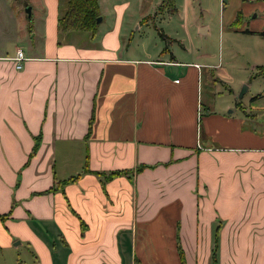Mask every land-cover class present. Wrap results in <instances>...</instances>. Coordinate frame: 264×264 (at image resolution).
Masks as SVG:
<instances>
[{"label": "crops", "instance_id": "obj_1", "mask_svg": "<svg viewBox=\"0 0 264 264\" xmlns=\"http://www.w3.org/2000/svg\"><path fill=\"white\" fill-rule=\"evenodd\" d=\"M65 2L0 0V264H264V119L169 29L202 1L97 0L91 35Z\"/></svg>", "mask_w": 264, "mask_h": 264}, {"label": "rangeland", "instance_id": "obj_2", "mask_svg": "<svg viewBox=\"0 0 264 264\" xmlns=\"http://www.w3.org/2000/svg\"><path fill=\"white\" fill-rule=\"evenodd\" d=\"M110 1L103 0L105 5ZM201 1L202 4L194 2L193 10L189 8L187 14L182 15V20L171 23L169 29H177L182 33L186 27L189 28L195 23L209 25V32L198 36L199 39L191 40V43L192 49L196 48L193 52L199 55V62L216 65L214 78H212V83L215 84L214 96L216 100L222 101L223 95L228 94L231 89L235 100H239L248 109L253 106L252 113L258 118L264 119V110H262L264 108V76L252 78L255 72L253 65H264V62H258L257 58H253L258 52L264 56V39L257 35L243 34L242 31L224 30L219 33V0ZM224 3L223 22L233 12H237L236 17L238 14L243 16L239 23L234 24L235 29L262 28L264 26V0H224ZM109 6L110 4L106 7ZM27 7H24L25 12ZM181 21H183L182 25ZM243 85H246L247 88L240 96ZM207 92L212 95L213 89L211 92L203 84L201 90L203 100ZM212 261L213 258L210 257L209 264Z\"/></svg>", "mask_w": 264, "mask_h": 264}, {"label": "trees", "instance_id": "obj_3", "mask_svg": "<svg viewBox=\"0 0 264 264\" xmlns=\"http://www.w3.org/2000/svg\"><path fill=\"white\" fill-rule=\"evenodd\" d=\"M161 5L162 7L167 8L170 12L174 10L173 0H161ZM98 16L99 7L97 0H66L59 9L57 22L58 32L59 34H63L70 31H87L91 35L95 32L97 25L96 19ZM238 16L239 14L237 15V18ZM260 34L264 36V30L261 31ZM161 36L164 38L163 35ZM258 75H264V65L256 67V72L252 75V78ZM143 167L144 166H140L135 172L140 171ZM83 172L99 175L103 182L120 175L130 177V171L127 170H115L108 174L93 172L88 169L87 162H85L83 166ZM180 260L183 264L182 259Z\"/></svg>", "mask_w": 264, "mask_h": 264}, {"label": "built area", "instance_id": "obj_4", "mask_svg": "<svg viewBox=\"0 0 264 264\" xmlns=\"http://www.w3.org/2000/svg\"><path fill=\"white\" fill-rule=\"evenodd\" d=\"M14 61H15V68L19 69L22 66V61L25 60V56L22 52L21 49H17L15 52V55L13 57Z\"/></svg>", "mask_w": 264, "mask_h": 264}, {"label": "water", "instance_id": "obj_5", "mask_svg": "<svg viewBox=\"0 0 264 264\" xmlns=\"http://www.w3.org/2000/svg\"><path fill=\"white\" fill-rule=\"evenodd\" d=\"M25 10H26L27 15H29V13H30L29 7H27ZM100 20H101V17L98 16L97 19H96V23L98 24L100 22ZM246 88H247V86L246 85H243L242 90H241V92L239 94L240 96L244 93V91L246 90Z\"/></svg>", "mask_w": 264, "mask_h": 264}]
</instances>
